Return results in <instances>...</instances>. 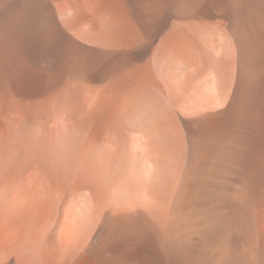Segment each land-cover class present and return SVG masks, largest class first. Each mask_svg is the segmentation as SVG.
<instances>
[{"label": "bare ground", "instance_id": "1", "mask_svg": "<svg viewBox=\"0 0 264 264\" xmlns=\"http://www.w3.org/2000/svg\"><path fill=\"white\" fill-rule=\"evenodd\" d=\"M0 264H264V0H0Z\"/></svg>", "mask_w": 264, "mask_h": 264}]
</instances>
